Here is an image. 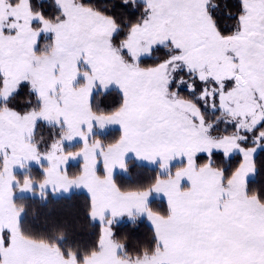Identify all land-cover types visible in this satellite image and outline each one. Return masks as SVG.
Here are the masks:
<instances>
[{
    "label": "snow or ice",
    "instance_id": "snow-or-ice-1",
    "mask_svg": "<svg viewBox=\"0 0 264 264\" xmlns=\"http://www.w3.org/2000/svg\"><path fill=\"white\" fill-rule=\"evenodd\" d=\"M261 152L264 0H0V264H264ZM48 186L87 190V251L21 226L16 194ZM125 216L151 243L116 238Z\"/></svg>",
    "mask_w": 264,
    "mask_h": 264
},
{
    "label": "trees",
    "instance_id": "trees-1",
    "mask_svg": "<svg viewBox=\"0 0 264 264\" xmlns=\"http://www.w3.org/2000/svg\"><path fill=\"white\" fill-rule=\"evenodd\" d=\"M43 44L44 41L42 40ZM56 130L45 125H40L37 129V138L41 136L45 141L53 138ZM119 132L115 129L105 142L118 138ZM79 145L76 146L78 148ZM73 148V149H76ZM258 164L264 160V152L257 154ZM79 164H73L68 171L76 174ZM33 179H42V168L33 165L30 168ZM17 176H22L23 172H15ZM155 176L152 166L141 164L133 167L130 175L116 172L118 184L125 188H134L138 183H148ZM264 184V168H260L256 175L249 178V188H255ZM47 197L41 198L38 194L16 195L17 205H23L25 211L21 217V226L25 231L39 237L55 239L63 234L62 247L70 246L73 250L87 251L99 235L100 226L97 221L90 219L87 215V204L89 196L81 191H73L65 195H53L47 190ZM153 207L166 209V204L161 199H154ZM116 238L121 242H126L131 252L134 248L151 243V226L146 220H140L135 226L129 221L116 222L113 225Z\"/></svg>",
    "mask_w": 264,
    "mask_h": 264
},
{
    "label": "rangeland",
    "instance_id": "rangeland-1",
    "mask_svg": "<svg viewBox=\"0 0 264 264\" xmlns=\"http://www.w3.org/2000/svg\"><path fill=\"white\" fill-rule=\"evenodd\" d=\"M72 150H76V149H72ZM73 164H75V163H73ZM143 164H146V165H149L147 162H143ZM149 166H151V165H149ZM102 168H103V166H102V164L100 165V169H101V171H100V175H103V172H102ZM174 170V169H173ZM15 172H22V170H20L19 168H16L15 169ZM116 172H120V170L119 169H117L116 170ZM252 177V176H251ZM250 178V177H249ZM37 182H39V181H37ZM47 190L48 191H50L53 195H65V194H69V193H71V192H73V191H81V192H84V193H86L88 196H89V194H88V192H87V190L86 189H83V188H75V187H73V188H71L70 189V191H69V193H64L62 190L61 191H58V192H56V193H53V191H52V188H51V186H48V188H47ZM17 194H19V195H23V194H36L35 192H18ZM16 194V195H17ZM156 199H159V198H156ZM164 201V200H163ZM165 202V204H166V201H164ZM96 221V220H95ZM120 221H128V219H127V217L125 216V217H121V218H117V221L116 222H120ZM147 222V221H146ZM148 223V222H147ZM149 224V223H148ZM150 225V224H149Z\"/></svg>",
    "mask_w": 264,
    "mask_h": 264
}]
</instances>
